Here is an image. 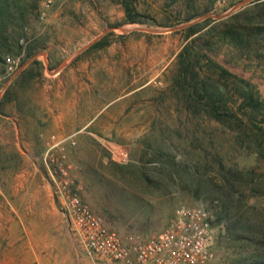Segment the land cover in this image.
Returning <instances> with one entry per match:
<instances>
[{
	"label": "rangeland",
	"instance_id": "374dc122",
	"mask_svg": "<svg viewBox=\"0 0 264 264\" xmlns=\"http://www.w3.org/2000/svg\"><path fill=\"white\" fill-rule=\"evenodd\" d=\"M123 1L135 21L126 20ZM250 1L215 0L203 12V0H54L43 14L38 0L17 49L4 54L16 60L15 72L7 76L3 62L0 73V264H114L89 258L74 237L53 192L62 170L124 238L162 230L182 204L199 206L215 216L213 264L250 259L248 242L230 238L228 220H216L220 203L206 188L219 183L221 165L254 168L264 188V158L236 129L187 109L174 84L184 28ZM97 41L102 46H92ZM78 52L72 66L95 67L99 108L81 130L54 119L61 104L54 74L63 55ZM202 54L250 79L264 97L263 62L242 59L217 39ZM241 189L240 213L264 219V194Z\"/></svg>",
	"mask_w": 264,
	"mask_h": 264
},
{
	"label": "trees",
	"instance_id": "16d2710c",
	"mask_svg": "<svg viewBox=\"0 0 264 264\" xmlns=\"http://www.w3.org/2000/svg\"><path fill=\"white\" fill-rule=\"evenodd\" d=\"M203 2L202 9L206 12L215 0ZM123 3L126 20L135 21L131 15L133 8ZM37 8L38 0H0V73L4 54L17 49L23 28L31 16H36ZM195 15L189 14L187 20ZM184 30L188 41L177 54L174 84L181 91L186 108L236 129L253 146L257 156L264 158V97L250 79L232 72L208 54L199 55L202 47L209 48L217 39L242 59L264 63V0H252L226 18L195 22ZM102 44L97 41L92 46ZM254 171L221 165L219 183L206 188L211 198L220 203L221 213L216 220H228L225 223L228 236L248 242L250 259L238 264H264V219L240 213L245 197L242 186L251 195L264 194V188H259L262 181L255 177Z\"/></svg>",
	"mask_w": 264,
	"mask_h": 264
},
{
	"label": "built area",
	"instance_id": "2783aa9c",
	"mask_svg": "<svg viewBox=\"0 0 264 264\" xmlns=\"http://www.w3.org/2000/svg\"><path fill=\"white\" fill-rule=\"evenodd\" d=\"M54 0H41L43 14ZM5 74L12 75L17 66L13 56L4 57ZM65 139L57 142L61 144ZM125 163L127 154H117ZM53 192L60 200L71 231L85 254L98 261L114 264H213L215 258V216L199 206H178L170 221L160 231L122 237L107 228L81 198L71 177L62 170L53 180Z\"/></svg>",
	"mask_w": 264,
	"mask_h": 264
},
{
	"label": "crops",
	"instance_id": "0c3cea01",
	"mask_svg": "<svg viewBox=\"0 0 264 264\" xmlns=\"http://www.w3.org/2000/svg\"><path fill=\"white\" fill-rule=\"evenodd\" d=\"M80 53L63 55L58 71L54 74L58 78L56 92L61 102L54 119L61 121V127L65 125L66 120H70L71 126L81 130L93 124L99 108L95 96V67L87 69V63L83 62L79 63L80 66H72V62L77 59ZM79 105L82 113L77 117V112L80 110Z\"/></svg>",
	"mask_w": 264,
	"mask_h": 264
},
{
	"label": "water",
	"instance_id": "95a60500",
	"mask_svg": "<svg viewBox=\"0 0 264 264\" xmlns=\"http://www.w3.org/2000/svg\"><path fill=\"white\" fill-rule=\"evenodd\" d=\"M251 2V1H250ZM233 11V9L229 12V14H232L231 12ZM228 14H226V15H218L217 16V20H219V19H221V18H223L224 16H227Z\"/></svg>",
	"mask_w": 264,
	"mask_h": 264
}]
</instances>
